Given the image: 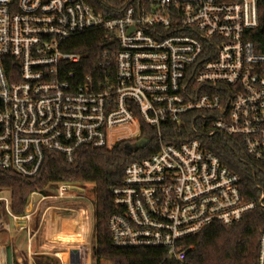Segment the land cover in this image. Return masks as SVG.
<instances>
[{"label":"built area","instance_id":"built-area-1","mask_svg":"<svg viewBox=\"0 0 264 264\" xmlns=\"http://www.w3.org/2000/svg\"><path fill=\"white\" fill-rule=\"evenodd\" d=\"M89 31L104 34L111 70L86 73L67 50ZM170 126L238 140L264 170V0H0V171L35 178L47 154L73 164L82 148L133 149L144 138L147 147L152 130L158 150L129 162L111 189V244L190 264L188 238L264 210V191L247 200L240 177L198 138L163 141ZM74 188L32 193L21 217L0 193V208L26 222L41 212L40 225L51 209L80 216L85 202L93 212ZM255 264H264V230Z\"/></svg>","mask_w":264,"mask_h":264},{"label":"trees","instance_id":"trees-1","mask_svg":"<svg viewBox=\"0 0 264 264\" xmlns=\"http://www.w3.org/2000/svg\"><path fill=\"white\" fill-rule=\"evenodd\" d=\"M108 48L102 31H89L70 40L67 50L79 54L81 68L93 75L113 68L111 56L104 55ZM163 134V141L172 143L179 142L177 135L198 138L205 150L216 155L224 166L240 177L241 192L247 200L256 199L260 192L257 186L264 191V170L248 158L236 143L238 140L219 135L199 137L188 128L179 131L171 127ZM142 136L151 140L142 150L134 151L125 142L110 150L82 148L73 164L66 163L60 155L47 154L39 175L31 179L0 171V193H9L10 211L14 216L21 217L34 192L47 195L58 183L89 184L93 194L91 264H174L162 262L161 250H119L111 244L107 226L108 218L114 211L111 189L122 182L124 169L129 162L147 157L159 148L154 131L145 130ZM262 230L264 210L251 212L230 227L213 224L185 241V245L191 247L188 262L255 264L257 240ZM56 262L51 257L42 256L37 258L36 264Z\"/></svg>","mask_w":264,"mask_h":264},{"label":"rangeland","instance_id":"rangeland-1","mask_svg":"<svg viewBox=\"0 0 264 264\" xmlns=\"http://www.w3.org/2000/svg\"><path fill=\"white\" fill-rule=\"evenodd\" d=\"M76 188L72 193L76 195L82 194L85 198L89 199L93 203V194L91 192L92 186L89 184L80 185L74 184ZM6 196L9 197L8 192H2ZM38 193V192H36ZM55 193V187L48 191L47 195H51ZM37 199V198H36ZM31 196L29 198L27 209L31 208ZM36 202V200H35ZM84 202V201H83ZM45 206H53V207H71L70 205H75L76 202L71 201H63L59 203H52V201H45ZM80 204V203H78ZM45 206H40L41 210L45 208ZM83 213H80V216L74 214L72 212L59 211L58 209H51L45 216L42 225H40L41 221V212L35 215L32 220V224H34V229H38L36 231V246H40L43 243H47L49 240L48 248L36 249V252H46L48 256L55 260H57V264H68V259H70L71 264H75V254L74 250L83 249L85 245L90 244L92 242L93 236V212L89 204L82 203ZM6 214L0 208V223L1 220H6ZM33 218V217H32ZM8 223L12 225V220L8 217ZM75 232L77 231V236L72 238V235L66 234V232ZM65 233V234H64ZM68 236H71L67 238ZM67 238V240H65ZM19 261L15 260V264H36L37 258H41L42 255H28L26 250H22L18 254ZM59 257V258H58ZM86 263V260H85Z\"/></svg>","mask_w":264,"mask_h":264},{"label":"crops","instance_id":"crops-1","mask_svg":"<svg viewBox=\"0 0 264 264\" xmlns=\"http://www.w3.org/2000/svg\"><path fill=\"white\" fill-rule=\"evenodd\" d=\"M31 209H27L26 212ZM33 217V218H32ZM35 215L30 217L28 222L17 219L12 220V225L8 223V216H6V220L2 219L0 223V264H15V260L19 261V252L22 250H26L28 255H48L46 252H36V249H43L49 247V240L47 243H43L40 246H36V229H34V224H32V220ZM65 234V233H64ZM66 234L72 235V238L77 236L78 232H66ZM71 236H68L69 238ZM30 238V240H29ZM67 238L65 240H67ZM77 253L82 255V249L74 250ZM75 254V255H76ZM70 260V259H69Z\"/></svg>","mask_w":264,"mask_h":264},{"label":"bare ground","instance_id":"bare-ground-1","mask_svg":"<svg viewBox=\"0 0 264 264\" xmlns=\"http://www.w3.org/2000/svg\"><path fill=\"white\" fill-rule=\"evenodd\" d=\"M83 253H77L75 255V264H87L88 263V245L86 244L85 247L82 249ZM86 260V263H85Z\"/></svg>","mask_w":264,"mask_h":264},{"label":"water","instance_id":"water-1","mask_svg":"<svg viewBox=\"0 0 264 264\" xmlns=\"http://www.w3.org/2000/svg\"><path fill=\"white\" fill-rule=\"evenodd\" d=\"M149 143L148 139H141L139 142H137L134 146H133V150L137 151L139 149H142L143 147H145L146 144Z\"/></svg>","mask_w":264,"mask_h":264}]
</instances>
